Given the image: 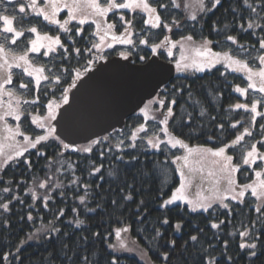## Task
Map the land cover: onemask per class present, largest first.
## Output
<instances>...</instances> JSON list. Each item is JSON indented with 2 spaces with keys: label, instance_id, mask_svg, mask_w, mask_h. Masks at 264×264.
<instances>
[{
  "label": "trees",
  "instance_id": "1",
  "mask_svg": "<svg viewBox=\"0 0 264 264\" xmlns=\"http://www.w3.org/2000/svg\"><path fill=\"white\" fill-rule=\"evenodd\" d=\"M179 1L182 9L175 0H165L164 9H160L161 13L181 15L180 25L168 24L173 36L193 38L179 42L176 59L181 72L162 92L165 104L176 100L167 129L190 146L215 149L234 140L251 113L234 108L239 101L244 102L237 86L245 88L255 82L260 92L259 77L249 81L246 72L227 68L223 59L204 70L192 64L209 60L211 53L200 56L198 51L204 50L205 41H210L219 53L229 51L257 70L264 66L259 61V56L264 55L259 44L264 39V0H221L215 8L207 0L210 11L199 12L194 20L187 15L194 12V1ZM249 21L260 27L249 28ZM228 36L235 37V41L228 40ZM185 64L189 67L184 68ZM262 124L261 117L255 120V128ZM138 125H142L141 117L128 118L125 131L138 129ZM255 128L250 136L258 131ZM28 131L32 135L41 133L36 128ZM113 135L98 139L100 143L91 145L92 151L78 154L62 152L60 141L49 138L41 142L44 147L37 145L43 155L30 149L17 165L0 172V205H9L8 209L0 208V264H111L113 260L116 264H264V196H253L248 189L244 198L232 201L221 197V203L216 191L223 196L232 194L229 185L222 184L226 178L215 180L208 176L207 186L203 187L205 195L194 199L187 191V196L197 203H211L207 210L186 203L162 208L179 183L166 153L138 145L121 146ZM254 143L264 153L263 135ZM241 144L228 150L232 164L240 165L238 176H233L237 179L233 185L236 191H240L238 185L258 184L255 173L264 169L262 160L243 164ZM192 156L201 159L196 152ZM63 158L70 162L68 173L58 162ZM213 159L205 155L201 160L217 177L221 173L229 175L219 171ZM193 165L189 170L197 174L201 164L195 160ZM96 167H100L99 172L94 170ZM41 183L45 186L40 187ZM5 188L9 191L5 192ZM32 191H36L35 199ZM129 194L132 199H125ZM165 218L168 224H162ZM214 223L218 227L213 228ZM124 228L128 230L117 237L116 230ZM245 229L249 230L248 237L240 235ZM253 241L257 244L254 250L239 247ZM250 251L257 256H250Z\"/></svg>",
  "mask_w": 264,
  "mask_h": 264
},
{
  "label": "snow or ice",
  "instance_id": "2",
  "mask_svg": "<svg viewBox=\"0 0 264 264\" xmlns=\"http://www.w3.org/2000/svg\"><path fill=\"white\" fill-rule=\"evenodd\" d=\"M210 2L212 3L213 8H215L217 5L221 4V0H210ZM245 3H247V0H245ZM199 4H200L201 10L202 11L205 10L204 0H199ZM62 6L66 9H68V16L63 21H60L59 19H57V14L60 12V9H61L60 0H42V3H38V0H28L27 3H21V6L19 7V13L26 14V10L31 9L32 13H35L37 16H42L43 19L45 21H48L49 23L59 25L61 29H64L67 32V31H70V29L67 27L69 25V23L73 20L78 19L77 12L80 11L81 6L77 2V0H73V3H71V4L65 2V3H63ZM86 6L88 8L92 9L91 16H98V17L106 16V14L108 12H110L112 9H141L147 13L148 18L144 21L146 24H149L155 28V27H160L161 24L163 23L159 13L157 12V8L152 7L151 4L148 2V0H124L123 3H117L116 0H108L107 4L104 6H102L99 3V0H87ZM160 7H164V6L160 5ZM177 7H179V5H177ZM261 7L264 8V5H262ZM208 10L210 11V9H208ZM89 18H90L89 15L81 13V15L79 16V24L84 25ZM123 19L124 18L121 17V20H123ZM192 19H195V16H193ZM17 22H18L17 17L14 15L7 14L6 9L4 11L0 12V23H2V25H3V32L12 34V38H11L12 44H15L17 41V38L23 36L25 34V31L35 33L36 38L32 39L29 42L31 47L26 48L22 54H19V55L12 54L11 63L8 61V55L10 53V49H6L4 44H0V54H2L4 57V63L0 64V68L8 70L6 77L3 79V82L0 83V88H3L4 85H6V84L12 83V74L10 72V69L12 68L13 64H15L16 67H24V72H26L29 76H32L33 73H37L38 75H36L35 83H36L37 88H39V84H40L41 79L46 80V79H48V77L39 75V73H42L44 71V69L42 67H33L32 62L28 57V53L29 52H32V53L40 52L41 48H47V51H45L43 53V55L47 56L49 54V52L54 50L53 46H60L61 48H64L65 45L61 42L59 35L50 36L47 33H44L43 35H41V33L38 31L36 26H32L31 28H28V29H25L23 26L18 28ZM94 22L96 23L97 29L99 30L101 27L100 22L98 20L94 21ZM125 23L128 26L132 25L131 20H127V21H125ZM163 26L165 28L169 27V25L166 23H164ZM114 27H115L114 24H107L106 29L104 31V35H102L100 37L101 42L104 41L105 36L108 33V30H111ZM248 27L249 28L260 27V25L255 24L252 21H249ZM261 30L264 31V28H262ZM81 31H82V29L78 27L76 29V34L79 35V33ZM124 31H125V33H129V28L126 27ZM129 35H130V33H129ZM5 39H7V38L5 37ZM69 39H71V37H69ZM112 39H113V41H116L119 39L121 43H125V44H130V45L133 44V41L130 38L125 39V38L117 37L114 35L112 37ZM164 39H165V41H167L168 37L166 36ZM181 39L191 41L193 38L191 36H187V37H182ZM227 39L230 41H235V37H233V36H228ZM140 43L146 44L147 41L141 40ZM161 43H163V41ZM208 43H210V41H205L204 45L202 46L204 48V51H198V55L204 56L206 54L211 53L213 59L200 62L199 64H197L196 61H193L192 66L197 67V70H204V68L212 67V66H214V63H218V62H220L221 59H223L224 61L227 62L225 65L227 68L233 69L234 71L246 72L248 74V80L249 81H252L253 77H259V91L261 93H264V66H262L258 70L254 71L253 68H251L249 66V64L246 60H241L237 57H234L229 52L212 53V50L210 48H207ZM259 44H260V48L264 49V39H261L259 41ZM107 46L111 47V45H107ZM159 47H160V45H152L153 52H155L157 50V48H159ZM93 48L94 49H100L101 44H93L92 48L87 49V51L91 53ZM75 51L77 53H79L80 49H75ZM119 55L124 57L125 59H127V57H128V53H125V52H121V53H119ZM100 59H104V57L100 56ZM143 59L144 58L141 57V60H143ZM259 61H260L261 65H264V55L259 56ZM88 63H89V66H91L93 61H89ZM25 65H27V66L25 67ZM183 67L187 68V67H189V65L185 64V65H183ZM177 69L178 70L181 69V65L179 64V62L177 63ZM55 79L59 80V77H56ZM75 79H80L79 73L76 74ZM19 87L20 88H27L28 85L21 83ZM70 87H75V84L71 85ZM248 88L255 89V88H257V84L255 82L249 83ZM68 91H69V89H65L64 94H62V101L64 104H68V102H69V98L67 95ZM236 91L240 92L241 94H245L247 92V88H240L239 86H237ZM7 95L9 97L17 99V109H18L19 108V99L15 96L14 91L8 90ZM37 99H39V97H37ZM33 103H35V101H33ZM159 103L161 105H164L163 100L159 101ZM175 103H176V100L173 99L171 101V104H175ZM258 104H261V101L253 100L251 102V105H249V104H236V105H234V107L238 108V109L242 108L245 110H250L251 113H253V115L251 116V120L254 122L256 120L257 116H260L262 119H264V113L257 110ZM9 107L11 108V104L9 105ZM59 107H60L59 104H55L54 101H49L47 104V109H48L47 114H46V116L41 118L47 124V128H46L45 133L43 135H36L35 138H31L27 135H24L25 144H24L23 148L22 149L18 148L15 151L14 156L11 154L8 155L7 158L2 163L7 164L8 161L13 160L15 157H23L25 152H27L29 148L37 149V145L44 147V145L41 142L48 141L50 137H54L56 140L60 141V145L64 149H68V148L72 147L71 144L65 143L63 140H60V137L56 134L57 133L56 124L51 123V121L57 120V114H58L57 110L59 109ZM142 111H143V109H142ZM5 115H15V119L17 121H19L20 116L23 115V113L18 112L16 109H14L12 111H9L8 113H5ZM172 115H173V108L171 107V105H169L167 107V113L164 115V119L161 121V123L167 125L168 124V117H170ZM0 119H3V116H0ZM36 120H37V117H33V122H36ZM45 123H41L39 125V127L43 129L45 127ZM236 123L239 124L240 122L237 121ZM221 127H223V126L221 125ZM233 127H235V124L233 125ZM261 128L264 129V124L261 125ZM9 131L11 132L12 129L9 128ZM18 131H19V125H17V132ZM137 131H144V126L141 125L140 128L137 129ZM161 131H163L169 137L167 143L170 144L172 147H176L177 145H179L180 147L187 149V152L189 154L196 152L197 154L200 155L201 159H203L205 157V155H210L211 157L215 158V159H213V163L219 166V171L229 173V176H228L229 190L232 192H236V188L233 187V185H236L237 182L235 179H233L231 177V174L237 172L240 169V165L239 164H232L233 157L230 155H227L226 153H227V150H229L232 146L239 144V142L244 139L245 134H247L249 136L252 134L250 131V127L244 128L243 132L240 133L239 135H237L235 137V139L231 141L230 144H224L223 146L215 148V149L206 148L203 150L193 149V148L189 147L187 144L184 143V141L182 139H180V138L172 135L171 133H169L167 128H164ZM20 134L23 135V133H20ZM135 137H136V132H133L132 133V139L134 140ZM105 139H107V138H105ZM98 143H100L99 140H92V141H90V145L88 147H84L82 149L78 148L77 150L90 152V151H92L91 145H95ZM148 143L153 148L158 149V148H160L161 142L158 140L154 142L152 139H148ZM117 147H119V145H117ZM261 147H264V143L261 144ZM37 155H43V153L40 152L39 149H37ZM101 155H103V153H101ZM175 160L176 161L183 160V162H184L183 165L181 166V168L178 169L180 171L181 182H180L179 187L175 188V190L172 192V195L168 199L163 201V203L161 204L162 208H165L169 205H172L176 201H181V200L187 201V203H189V204L192 203V200H190L188 198V196L185 194L186 184H185V180H184V178L186 176L184 168L187 167V165H188L189 157L188 156L175 157ZM256 160L264 161V153L259 152V149L257 148L256 143H253L250 146V150H248L246 152V154L243 156V164H245V165L252 164V163H255ZM23 163L30 164V162L27 160H24ZM0 166H2V165H0ZM94 170L96 172H99L100 167H96ZM255 174L257 177H259V176H261L262 173L256 172ZM208 175L213 176V172H211V171L208 172ZM39 186L44 187L45 185L43 183H41ZM238 187L240 188V191L236 192V194L232 196V199H234V200L244 197L245 192L248 189H251V194L253 196H256V197L264 196V180H260L258 184L238 185ZM258 188H259V191L257 190ZM4 191L7 192V191H9V189L5 188ZM29 191H31V189H29ZM33 198L35 199V194L33 195ZM14 199H15V197H14ZM44 199L47 200L48 197H44ZM80 199H81V201H83L85 199V197L82 196V197H80ZM125 199L131 200L132 199L131 194H129L127 197H125ZM222 202L223 201L221 198V203ZM198 203H199V207L204 208L205 210H207V208L212 206L211 203H208L207 205L205 203H200V202H198ZM8 207H9L8 203H4V204L0 205V208L8 209ZM223 207L228 208V205L223 204ZM256 211L260 212L261 209L259 207H257ZM62 214L63 213L61 212V215ZM28 218L31 219V216L29 215ZM77 223H81V222L77 221ZM221 223H223V222H221ZM162 224H168V219L165 218L162 221ZM179 227H180V224L177 223L176 228H179ZM212 227L216 228V227H218V225L214 223V224H212ZM127 230H128L127 228L117 229L116 230L117 237L120 236L121 231H127ZM240 235L242 237H248L249 236V230L245 229L244 231H242L240 233ZM191 239L196 240V237L192 236ZM257 239H258V237H257ZM172 244L174 246L175 242L173 241ZM239 247L241 249H252V250H254L257 248V244L255 241H253L250 244L244 242V243H241L239 245ZM17 251H19V249ZM249 255L255 257V256H257V253L255 251H250ZM164 256H165V258H167L168 254L165 253ZM6 258H7V255H5L4 259H6ZM111 264H116V261L115 260L111 261Z\"/></svg>",
  "mask_w": 264,
  "mask_h": 264
},
{
  "label": "flooded vegetation",
  "instance_id": "3",
  "mask_svg": "<svg viewBox=\"0 0 264 264\" xmlns=\"http://www.w3.org/2000/svg\"><path fill=\"white\" fill-rule=\"evenodd\" d=\"M27 2L28 0H17L12 2L0 0V12L6 9L7 14L16 16L18 28L23 26L25 29H28L32 26H36L41 35L44 33H47L50 36L59 35L61 42L65 45V47L61 48L60 46H53L54 50L49 52L47 56L43 55V53L47 51V48H41L40 52L28 53V57L31 60L33 67H42L44 69V71L39 73V75L48 77L46 80L41 79L39 88H37L35 83L36 75L38 74L33 73L32 76H29L26 72H24V67H16L15 64H13L10 69L12 74V83L6 84L3 88H0V116H3V119H0V165H2L0 166V172L6 170L11 165H17L19 160H21L24 156L29 155L30 149L32 148H29L23 157H15L13 160L8 161L7 164L2 163L6 159V155L8 156L11 154L14 156V153L18 148H23V144L25 142L24 135H26L22 132L23 126H25L27 130L29 128H38L40 122L39 113L42 112V110L39 111L37 106L44 107L43 110L47 112V101L50 98V93H53L52 101H54L55 104H59L60 107L63 106L64 103L62 101V94H64V90L69 89L67 92L69 98L70 92L74 88L70 86L73 84L76 86L77 83L86 76L88 69L96 67V65L101 61H107L114 57H122L119 55L121 52L128 53L127 59L132 58L135 64L144 63L156 52H159L160 57L165 61L175 58L176 67L178 61L176 58L179 54V42L181 39H179L177 35L173 36L171 32L166 33V31H164L163 35H161L159 39L154 40L156 41L155 45H160V47L153 52L152 47L150 46V43L152 45V42L149 40L150 32L148 30V28H151L152 26L144 22L148 16L147 13L141 9H112L106 14V16L98 17L91 16L92 9L86 6L87 0H77L81 6L80 11L77 12L78 19L69 23L67 27L70 31L66 32L64 29H61L59 25L49 23L48 21H45L42 16H37L35 13H32L31 9H27L26 14L19 13L21 3ZM65 2L71 4L73 3V0H60L61 9L57 14V19L60 21H63L68 16V9L62 6ZM107 2L108 0H99V3L102 6L106 5ZM116 2L123 3L124 0H116ZM148 2L152 7L157 8V12L161 17L159 10L164 7H160V5H163L165 0H148ZM38 3H42V0H38ZM81 13L90 16L84 25L79 24V16ZM121 17L124 19L121 20ZM97 20L101 25L99 30L94 22ZM127 20L132 21L131 26H128L125 23ZM161 20L163 23L160 27H158V29H161L164 24L162 17ZM177 22V25H180L181 22ZM107 24H114L115 27L108 30L104 41L101 42L100 37L104 35ZM78 27L82 29L79 35L76 34V29ZM126 27L129 28L130 35L124 31ZM114 35L125 39L130 38L132 39L133 44L130 45L121 43L119 39L113 41L112 37ZM166 36L171 42L169 46L165 43L166 41L164 38ZM5 37L7 39H5ZM69 37H71V39H69ZM11 38L12 34L3 32V25L0 23V44H4L6 49H10V53L8 55V61L10 63L12 60V54H22L26 48L31 47L29 42L36 38V34L25 31L23 36L17 38L15 44L11 43ZM141 40H146L147 43L141 44ZM162 41L163 43H161ZM93 44H101V48H93L90 53L87 49L92 48ZM107 45H111V47H108ZM75 49H80V52L77 53ZM174 51H176V55L171 56ZM100 56H103L104 59H100ZM165 56L168 60L163 58ZM141 57L144 59L141 60ZM89 61H93L91 66H89ZM2 63H4V57L0 54V64ZM26 66L27 65H25V67ZM7 71L8 70L6 69L0 68V83H2L3 79L6 77ZM77 73L80 74V79H75ZM56 77H59V80L55 79ZM21 83L27 84L28 87L20 88L19 86ZM51 83L53 87L47 88V85ZM46 89L52 91H46ZM8 90H13L14 93L18 95V97L16 96L19 99L18 109L17 99L9 97L7 95ZM165 90L166 89H164L163 92ZM23 92H26L29 95V98L26 97ZM37 97H39V99H37ZM33 101H35V103H33ZM10 104L11 108L9 107ZM22 106L36 107V109L31 110L27 114L23 113V115L20 116L19 121L15 119V115H5V113L14 109L18 112H22ZM135 116L141 117L144 121L146 120V115H143L141 111ZM33 117H37L36 122H33ZM17 125H19L18 132ZM9 128L12 129L11 132L9 131ZM20 133H23V135ZM14 141L16 142L15 147L11 149ZM60 148L62 149L63 147L60 145ZM62 152L67 151L62 150ZM208 167H210L209 164ZM205 169L206 168L204 166H201L200 170L197 171L201 174ZM213 174L214 176H212V179H218L217 175H215V173Z\"/></svg>",
  "mask_w": 264,
  "mask_h": 264
},
{
  "label": "water",
  "instance_id": "4",
  "mask_svg": "<svg viewBox=\"0 0 264 264\" xmlns=\"http://www.w3.org/2000/svg\"><path fill=\"white\" fill-rule=\"evenodd\" d=\"M175 74V63L163 61L158 53L144 64L118 57L98 63L72 89L68 104L59 109L53 122L56 134L72 145L70 152H78L79 145L116 129L122 132L127 118L153 99Z\"/></svg>",
  "mask_w": 264,
  "mask_h": 264
},
{
  "label": "rangeland",
  "instance_id": "5",
  "mask_svg": "<svg viewBox=\"0 0 264 264\" xmlns=\"http://www.w3.org/2000/svg\"><path fill=\"white\" fill-rule=\"evenodd\" d=\"M175 1H176V6L179 5L178 8L182 9V7L180 5V1L179 0H175ZM193 1H194V5L195 4L196 5L194 7V12H192L191 14L189 13V17L191 19H192L193 16L196 17L199 12H202V10L200 8L199 0H193ZM206 1L207 0H204L205 10L209 9L208 6H207V4H206ZM205 10H203V11H205ZM161 17H162L163 21L166 22V24H169V23H172L174 25L175 24H178V22H177V16H175V14H170L168 12H164V13L162 12L161 13ZM179 18H181V15H179ZM152 28H153V30H158V27H155V28L152 27ZM163 29H166V28L164 27ZM156 37H157L156 36V33L150 32L149 40H150V42H152V45H155V41L154 40H156ZM152 45L150 43V46L151 47H152ZM202 45H204V44H202ZM207 47L212 50V53H219V51L218 50H215L211 46V44L208 43L207 44ZM201 49H202V47H201ZM170 51H172V50H170ZM202 51H204V50H202ZM174 52L172 53L171 56L176 55V51H174ZM224 52H229V51H222V53H224ZM212 59L213 58H212V55H211L209 57V60H212ZM251 68H253L254 71L257 70L256 67H251ZM180 70H178V71L180 72ZM52 87H53L52 83L49 84V85H47V88H52ZM245 88H247V92L245 94H241L240 93L241 96L244 98V102L239 101L236 104H249V105H251V102L253 100H259V101H261V104H258L257 105V110L260 111V112H262V113H264V93L258 92L256 89L248 88V86L245 87ZM46 91H52V90L46 89ZM23 93L26 95V97L29 98V95L26 92H23ZM15 96L18 97V95H16V93H15ZM52 99H53V93H50L49 100L52 101ZM49 100L47 102H49ZM245 101H249V102L247 103ZM158 104H159L158 100L157 101H153V102L149 103L148 106H146V108H143V111H141V113L143 115H146V120L142 124L144 126V131H137V128H130V129H128L125 132H122V133H119V134H114L113 135L114 141H115L116 144H119L121 146H124V145L127 146V148H131V147L135 148L138 145V146H143V147H145V148H147L149 150H152V151H156V152L163 151V152H165L166 155H167V158L170 159V161L172 162L173 166L175 167L176 172H177V175H178V177L180 179L178 185H176L175 188L179 187V185H180L181 176H180V171L178 169L181 168V166L184 163L183 160L176 161L175 160V157L188 156L189 157L188 165H187V167L184 168V171H185L187 177L185 176L186 178H184V180H185L186 188L188 187L189 190L186 189L185 190V194L187 195L188 194L187 191H188L189 194L192 195V197L194 199H197L200 195H205L204 194L205 193V190H204L203 187L207 186L206 185V183H207L206 179L209 180L208 179L209 177H208V175L206 173H208V171H212V169L207 166L208 164L205 161H203L201 159H198V158L197 159H194V157L192 155L195 152H193L192 154H189L187 152V149H185L183 147H180L179 145H177L176 147H172L170 144L167 143L169 137L163 131H161V130L164 129V128H167L168 124L167 125L162 124L161 121L164 119V115L167 113V107L169 105L166 104V105H163V106L162 105L158 106ZM170 105L173 108V105L172 104H170ZM33 109L35 110L36 107L22 106V113L27 114V113H29ZM37 109H39V111H40L41 110V107L40 106H37ZM235 109H238V108H235ZM240 109H242V108H240ZM243 110H245V109H243ZM245 111L251 112L250 110H245ZM46 114H47V112H45V110H42V112L39 113V119H40L39 125L41 123H45L44 120L41 119V118L44 117V116H46ZM252 115H253V113H250L247 116L246 121H244V127H243V129H242V131L240 133H242L243 130H244V128H246V127H250V131L255 128V125H254L255 124V121L253 122L251 120V116ZM170 118H171V116L168 117V122H169ZM257 118H260V116H257L256 119ZM51 123H53V121H51ZM39 125H38V128H37L38 130L41 131V133H39V135H43L45 133V131H46L47 124L45 123V127L43 129L40 128ZM140 126L138 127V129L140 128ZM260 128H261V125H258V127L256 126L255 129L258 130V131L255 133V135H253V136H249L248 135L250 138H245V136L247 135V134H245L244 139L239 142V143H241V142L243 143V144L240 145V154H241V157L240 158H241V161H243V156L246 154V152L248 150H250L251 144H253L255 142V138L256 139L257 138H260V136H262V135L264 137V132L262 130H260ZM22 132L24 134H26V135H29L31 138H35V136H36L34 134L33 135L30 134V132L25 128V126H23ZM133 132H136V137H135L134 140L132 139V133ZM252 137H253L254 141H253ZM50 138H53V137H50ZM148 139H152L154 142L157 141V140L160 141L161 142L160 143V148H158V149L157 148H153L148 143ZM183 141H184L185 144H187L189 147H191L193 149H200L197 146H190L189 143L187 141H185V140H183ZM15 143H16L15 141L12 143L11 149L15 147ZM88 145H90V144H88ZM237 145H234L231 148L236 147ZM3 146H4V144H3ZM83 153H86V152L83 151ZM226 154L227 155H231L228 150H227V153ZM6 158H7V155H6ZM195 160L197 161V163L201 164L200 166H204L206 168L204 171H202L201 174L200 173L199 174L198 173L195 174V173H192L189 170L191 165L194 167L193 164H195ZM58 162H59L61 168L63 166L65 167L64 173H68L70 171V162H69V160H67V158L60 159V161H58ZM233 164H235V163H233ZM258 172H261L262 173L261 176L258 177L259 178V181L260 180H264V169H258ZM224 174L225 173H221L220 174V177H218V179H220V178H223V179L226 178V180H223L222 184L227 186L228 185V176L229 175H224ZM238 174H239L238 171L235 172V173H232L231 174V177L234 179L233 176L234 175L238 176ZM189 175H191V176H189ZM255 179H256V177H255ZM37 187H38V184L36 183L34 190L37 189ZM175 188H174V190H175ZM257 190L259 191V188ZM236 192H239V191H236ZM236 192H235V194H236ZM215 193L217 194L216 197H217L218 201H220L219 199H221V197H223V198H230L232 201H238V200H240V199L243 198L242 197V198H238V199H235V200L232 199V196L235 195V194H233V192H232L233 195L230 194V195H224V196L221 195L220 193L218 194L217 191ZM34 194L36 195V191H32V195H34ZM170 196H168L166 199H168ZM190 200H192V203L191 204L187 203V201L181 200V201H176L172 205L186 203V204L190 205L191 207H199V204L197 203L196 200H193V199H190Z\"/></svg>",
  "mask_w": 264,
  "mask_h": 264
}]
</instances>
